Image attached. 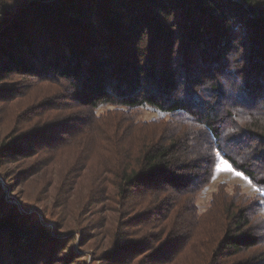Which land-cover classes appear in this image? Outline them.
Instances as JSON below:
<instances>
[{
  "label": "trees",
  "instance_id": "trees-1",
  "mask_svg": "<svg viewBox=\"0 0 264 264\" xmlns=\"http://www.w3.org/2000/svg\"><path fill=\"white\" fill-rule=\"evenodd\" d=\"M66 154L113 189L90 264H264V0H0V264H85L72 227L5 195V165ZM216 155L257 194L219 184L200 212Z\"/></svg>",
  "mask_w": 264,
  "mask_h": 264
},
{
  "label": "rangeland",
  "instance_id": "rangeland-1",
  "mask_svg": "<svg viewBox=\"0 0 264 264\" xmlns=\"http://www.w3.org/2000/svg\"><path fill=\"white\" fill-rule=\"evenodd\" d=\"M37 92L39 94V91ZM104 109L100 108L99 111ZM9 115L6 113L7 118L4 115L7 123L5 126L7 127H10L12 119V116ZM155 117L156 115L150 109L143 108L138 119L145 121ZM70 161L71 156L66 154L58 164L49 163L42 166L31 173L26 180L22 181H19L22 177H18V170L15 168L17 164L5 165L3 172L7 174L8 180L14 183L12 189L15 193L13 196L8 193L5 195L8 202L11 201L16 204H18L17 200L20 199H27V202L29 199L31 201L34 200L35 208L38 212L43 213V217H46L47 213H50V216L53 217L52 221L46 224L42 223L50 230H56L57 224L55 221L57 219L63 222L64 228L72 227L74 231L71 233L75 235V242L72 245L73 249L76 251L80 250L81 252L79 253L81 255H86L83 257L85 264H90L91 253L89 251L108 249L107 239L103 236V232L111 226L115 216L112 211L114 205L111 200H107V197L104 199L103 210L96 213L93 212L94 208L91 206V199L92 197L98 198V194H101L100 196H104V193L109 194L113 189L109 184L106 188H103V181L106 180L103 174L98 176L91 173V168L95 162L88 164L84 171L80 170V165H72L68 172L65 166ZM98 165L100 167V164ZM0 170L2 171V169ZM0 184L6 193L7 189L1 178ZM219 184L224 185L223 187H225L227 193H231L234 188L238 187L246 196L254 197L257 194L255 186L244 175L229 168V165L219 155H216L213 177L209 184L196 195L195 201L200 212H204L207 209L212 195L217 191ZM260 206L261 210L258 213L264 219V204L261 201ZM100 216L103 217L101 222L97 218ZM39 219L41 220L42 218L39 217ZM80 219L82 222H80ZM78 227H83L84 231H80ZM84 232L89 234L85 238V243H83L84 237L82 235Z\"/></svg>",
  "mask_w": 264,
  "mask_h": 264
}]
</instances>
